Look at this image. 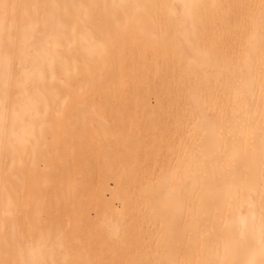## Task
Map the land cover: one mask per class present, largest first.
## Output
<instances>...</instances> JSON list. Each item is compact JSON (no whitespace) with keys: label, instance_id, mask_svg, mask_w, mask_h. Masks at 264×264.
<instances>
[{"label":"bare ground","instance_id":"6f19581e","mask_svg":"<svg viewBox=\"0 0 264 264\" xmlns=\"http://www.w3.org/2000/svg\"><path fill=\"white\" fill-rule=\"evenodd\" d=\"M8 2L61 6L17 39L15 74L46 107L0 157V224L36 251L16 264H220L259 231V138L245 148L238 125L260 101V0Z\"/></svg>","mask_w":264,"mask_h":264},{"label":"snow or ice","instance_id":"6c2138e0","mask_svg":"<svg viewBox=\"0 0 264 264\" xmlns=\"http://www.w3.org/2000/svg\"><path fill=\"white\" fill-rule=\"evenodd\" d=\"M59 7L61 6L41 3H10L8 0H0V157L5 159L9 155H16L19 149H26L30 138L35 139V117L39 115L42 103L46 107V100L33 80L32 74L24 72L23 78L15 74L17 39L18 37L26 38L29 32H34L39 27L37 22L41 19L44 21V27L47 28L51 16L50 10ZM63 7H75V5H64ZM113 7L125 6L113 5ZM185 7L189 6L185 5ZM258 8L259 27L253 29L248 42L253 50L257 42L259 43L260 101L255 113L251 115L245 113L243 122L238 125V136L242 139L245 148L250 142H254L257 136L259 138L257 185L262 209L261 227L258 232L253 230L251 239L243 247L226 245L220 264H264V0H260ZM44 55L39 48H33L32 56L35 60L38 61ZM241 83L248 89V94L255 99L256 66L251 58L248 61L247 79ZM33 88L35 91L32 90ZM47 115L45 111V118ZM253 116H258V121H254ZM254 123L258 127H254ZM44 127V124L40 125L41 138H43ZM256 191V188L249 189L250 195L255 194ZM252 218L256 219L254 213ZM11 234L12 243L9 244L5 227L0 224V235L4 236L6 245L4 258L0 259V264H16L10 258L12 252L14 250L23 252L25 244L32 251L33 256L36 255L27 234H18L15 225L11 229ZM40 251L42 252V249ZM25 264H48V262L43 259H33L25 261Z\"/></svg>","mask_w":264,"mask_h":264}]
</instances>
